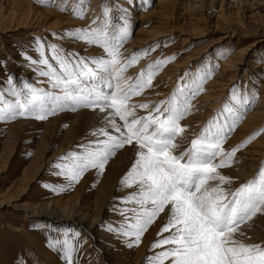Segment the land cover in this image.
<instances>
[{
  "label": "snow or ice",
  "instance_id": "obj_1",
  "mask_svg": "<svg viewBox=\"0 0 264 264\" xmlns=\"http://www.w3.org/2000/svg\"><path fill=\"white\" fill-rule=\"evenodd\" d=\"M38 2L52 6L51 0ZM70 2L73 16L86 19L90 0H62L56 7L69 11ZM112 13L113 6L104 0L100 14L88 24L52 33L57 39L99 47L102 51L97 56L68 52L35 37L38 58L22 55L47 79L50 90L26 81L18 87L9 76L7 89L0 91V121H45L59 112L82 108L96 113L99 126L92 128L90 138L52 166L70 187L90 169L99 177L118 151L131 148L132 161L119 181L131 191L121 198L122 206L114 209L122 217L119 226L109 230L128 238L125 242L131 248L139 246L145 232L159 220L157 238L150 246L159 251L146 257L147 264H264V238L253 239L249 234L256 220H264V161L238 185L221 171L235 164L237 153L264 133L262 127L225 147L256 103V85L251 92L246 86L233 85L221 107L190 137L189 125L182 121L195 110L193 101L206 91L204 85L215 69L185 71L164 99L132 102V97L153 87L155 76L176 57L158 59L135 78L128 76V69L159 45L127 55L124 45L132 35L127 11L121 8L115 17ZM141 109L147 114H140ZM64 236L62 241L49 238L48 247L59 245L67 264H73L75 248L68 230Z\"/></svg>",
  "mask_w": 264,
  "mask_h": 264
},
{
  "label": "rangeland",
  "instance_id": "obj_2",
  "mask_svg": "<svg viewBox=\"0 0 264 264\" xmlns=\"http://www.w3.org/2000/svg\"><path fill=\"white\" fill-rule=\"evenodd\" d=\"M110 1L113 2V0H108V2ZM127 1L130 9L137 11V17L141 16L143 7L146 9V12L151 11L150 17L146 16L144 29L151 28L150 30L139 33V35L137 31L141 22L140 19H137L131 28L132 35L124 45V48L131 42L136 46L140 45L141 49L158 44V47L150 50L146 56L140 59V63H142V59L144 58V60L153 59V61H156L173 55L176 57L175 60L170 61L162 68V70H166L165 74L173 72V69L176 70V73L171 78L169 77L168 86L166 83H163L165 80L160 81L163 74H157L153 80V84H155L153 89L149 88V91L146 89L142 95L132 97L134 103L136 101H138L137 103L151 102L150 98H157L158 95L159 98L155 99V101L160 100V96H163L161 99H164L175 88L179 77L185 71L194 72L200 67H211L215 69L219 63L218 58H221V54H224L223 52L227 48V45L234 42L249 46L248 55L236 75L224 76L223 85L214 99V102L218 101V103L214 107H212L214 105L212 104L207 112L208 114L211 112L209 115L206 113L205 116H202L201 120L198 119L200 123L202 121L203 123L198 124V128L193 127L189 122L186 123L189 125V135L192 136L198 133L205 122L215 114V111L221 107L225 98L229 95V90L233 85H240L241 89L246 86L249 92H251L255 84L256 90L258 91L257 101L264 100V0H184L174 10H166L165 8L158 7V0H148L146 4L145 0ZM102 3H104V0H100V4ZM116 4L119 6L115 7V9L119 11L123 5H120V1ZM2 5H4V10L0 14V91L7 89L8 85L6 81L9 76L13 78V82L18 87L22 86L25 81L34 85L32 83L35 79L32 76L35 74L34 67L29 66V62L22 54L38 58V53L35 51V37H44L46 41L56 43L67 50L68 48L65 47L62 39L54 38L55 36L52 35L55 32L62 33L66 31L65 25L59 24L56 26L53 21L46 20L44 22L45 24H42V28L40 27L41 32L44 31L42 35L28 34L32 29L13 26L16 23L15 20L19 18L17 14L20 13L22 7L6 4L5 1L2 2ZM14 9L15 19L13 20L11 13ZM1 15L7 18L3 19ZM10 25L11 27L9 28ZM229 35L236 37L231 40L228 37ZM232 48L234 46H231L230 49ZM168 65L171 68H165ZM142 68L145 67L142 66ZM141 69L133 71V73L137 74ZM134 74L131 77L135 78L134 76L136 75ZM38 76L40 75L37 73L36 77ZM37 82V84H46L42 81ZM34 86L39 87L37 85ZM43 87L47 89V85ZM159 90L165 91L166 93L163 94L161 92L160 94ZM147 92L149 94L151 93L150 95L152 97L146 98L149 100L145 101L143 99L147 96ZM156 93L157 96H155ZM257 101L247 114L252 112L256 105H258ZM63 112H59L58 114ZM140 112L145 115L147 114L143 109ZM52 118L54 116L44 121L47 125L37 127L35 121L38 120L32 118H17L14 121H10V123H15L22 119V121L29 122V124L27 122V124L23 123L17 126L14 133L15 136L10 141L6 140V135L3 134L0 126V264H20L21 261L24 264H67L62 252L59 251V245H57L56 249L48 247L49 238L62 241L65 238L64 233L66 230H68V239L73 243L75 248L73 264H107L95 249L97 244L91 242L88 245V241H86L87 234L80 235L81 230L78 224L72 222V218H64V216L70 214L81 215L82 212L89 209L86 206L90 202L96 206L94 215L101 209V213L104 214L105 212V215L98 217L100 221L99 224L96 222L97 229L118 227L120 218L122 219V217L114 209L122 206L121 198L126 196L131 190L123 187V190L127 191L119 189L123 193L116 195L119 190L115 192L114 189L112 191L107 189L109 187L103 188L106 190L102 188L98 189L99 187L94 188L92 184L94 176H87L88 171L78 182L68 187L67 180L63 176L56 174L58 169L52 166L53 162L69 150L78 149V145L76 144H80L79 142H83V140L87 141L90 138L89 134L92 128L98 127L99 124H90L92 128H84L85 132L83 133L82 124H73V127L68 121L61 123ZM0 123L5 124L3 121H0ZM182 123L185 124V122ZM65 124L68 126L64 127ZM85 124H83V127ZM21 127H23V130ZM40 127H43V129L46 128L45 130L47 132L49 131V133L46 135V140L44 138V141L38 143L37 139H35L36 137H32L30 131L37 130ZM262 127H264V121L260 123L257 129L248 133L247 136H244L242 140ZM262 134L264 136V133ZM74 136V139L79 138L80 141L74 145L72 142L69 144L68 140L70 141ZM229 140L225 144L226 148L242 141L232 145ZM250 144L241 151L250 147ZM240 152L237 153V157L239 158L237 160L238 163L236 162L230 168L221 170L223 173L225 172L224 174H230V176L234 177L238 183L242 182L239 180V176H236L232 172L230 173V171L232 168L242 164V158L239 155ZM262 161H264V152L262 153V160L259 164ZM258 165H256L255 169L254 165H252V168L248 167V169H245L246 171H242L247 175V179L251 178L257 172ZM247 179H243V181ZM105 194H110V197H112L105 201ZM26 207L29 209H40V207H43L42 209L46 213L49 212V214L52 213L53 215L59 214L57 216L62 217L55 220L53 217L31 215L25 209ZM113 213L118 216L117 220L110 217ZM93 214L89 218L92 219ZM105 222L108 224L105 225ZM160 226L161 222L157 220L145 232L139 246L134 245L131 248L127 246L129 250L126 252L128 263L135 264L136 260H138V264H147L146 257L152 255L153 251H159V249L152 250L150 246L157 238V232ZM107 232L112 233L110 230ZM75 233H79V235L76 236ZM116 234L118 237H121V242L127 245L125 241L128 238L118 233ZM164 235L167 234L165 233ZM145 243L146 247L144 246ZM98 257L102 260H99Z\"/></svg>",
  "mask_w": 264,
  "mask_h": 264
},
{
  "label": "bare ground",
  "instance_id": "obj_3",
  "mask_svg": "<svg viewBox=\"0 0 264 264\" xmlns=\"http://www.w3.org/2000/svg\"><path fill=\"white\" fill-rule=\"evenodd\" d=\"M4 1L6 2V4L18 5V6L22 7L20 13L17 14V16L19 18L17 20H15L16 23L13 26H15V27H17V26L21 27L22 26L24 28L32 29L28 32V34H34V35L35 34L42 35V33L44 31L41 32L40 27L42 26V24H45L44 22L46 20H50V22L53 21V23L56 26L59 24H61V25L64 24L65 30H70V29H73L76 27H82V26L88 24L93 17L100 14V12L102 10V5H103V3L100 4V0H92L91 4H90V10L87 13V18L86 19H77L73 16V14L71 12V6H72L71 2L69 3V11H60L59 8L56 7V5L60 4L62 2V0H51L52 6H49V7H46L47 6L46 4L39 3L38 0H1L0 1V3H1L0 4V14H1L2 10H4V5H2V2H4ZM119 1H120V5H123L122 8H124V9L126 8L125 10L127 11V15H128V19H129L130 24H131V28L134 26L137 19H140L141 24H140V27L138 28L137 33L139 34V33L145 32L147 30H150L151 27L144 29V26H145L144 22L147 18L146 16L150 17L151 11L146 12V9L143 7L142 11H141V13H142L141 16L137 17V15H136L137 11L135 9L134 10L130 9V6H129V3L127 0H113V2L112 1L108 2L110 4V6H113L112 15L114 17L117 15H120L121 7H120L119 11H116V9H115V7L119 6L116 4ZM146 1H148V0H145V4H146ZM183 1L184 0H158L157 6L160 8H165L166 10L167 9L174 10V9H177L178 6L181 3H183ZM14 11H15V9L11 13L13 20L15 19V12ZM5 18H7V17L6 16L3 17V19H5ZM10 27H11V25L9 26V28ZM49 27H51V26H49ZM49 37H50V35H49ZM228 37L232 40V38H234L236 36L229 35ZM54 38H56V37H54ZM52 41H55V40H52ZM62 42H63V44H65V47L68 48L66 51L78 52L82 56H88V57L97 56V55L101 54V51H102L99 47L85 45L81 41H75V40H72L70 38L62 39ZM231 46H234V48L230 49ZM125 49L127 50L126 54L131 55L134 51H137L141 48H140V45L136 46V45L132 44V42H131V43H129L128 46L127 45L125 46ZM249 49H250L249 46H245V45L239 44L237 42H234L232 44L229 43L227 45V48L223 52L224 53L223 57L218 58V60H219L218 68L217 67L215 68L214 75L204 85V87L206 88L205 93L203 92L202 94H200L196 98V100L193 101V103L196 106L195 110L193 111V113L191 115H189L182 122H185V124L189 122L193 127H197V128H198V126H197L198 124L203 123V121L200 123L198 121V119L201 120L202 116L206 115V113L209 111L212 104H214L212 107L216 106L218 101L214 102V99H215V96L218 93L219 89L223 85V79H225L226 76L227 77L233 76L239 72V70L241 69L240 66L244 63L245 58L248 55ZM144 59H142V63H140V61H139L140 64H136V65L132 66L131 68H129L127 71V75L132 76V74H134L133 71H137L138 69H141L142 66L146 67L149 63L154 62L153 59L152 60H147V59L144 60ZM168 67H170V65H168L165 68H168ZM165 71L166 70L163 69L158 74H160V75L163 74L162 79L160 78V81L165 80L163 83H166L168 86L169 77L171 78V76H173V74L176 73L175 72L176 70L173 69L172 70L173 72L168 71L169 72V73L167 72L168 74H165ZM37 73H38L37 71H35L36 75L33 73L34 75H32V76H34L33 78H35L36 80L34 79L32 81V83L34 85L39 86L40 88H45L43 86L47 85V89L50 90V85L47 83V79L42 77V76L36 77ZM137 74L135 73L134 75H137ZM160 75H159V77H160ZM157 79H159V78H157ZM37 81H42V82H45L46 84H37L38 83ZM154 85L155 84H153V86ZM161 86H159V87H161ZM151 88L153 89V87H151ZM4 90H6V89H3V91ZM148 91H149V89H148ZM159 92H160V94H161V92L163 94L166 93L165 91L163 92L160 90H159ZM5 94L7 95V93H5ZM150 94L148 93L147 96L145 97V99H143V100H145V101L149 100L146 98L152 97ZM155 96H157V93ZM158 96H157V98H159ZM162 97L163 96H160V99ZM157 98L153 97V98H150V100H151V102H155V99H157ZM134 101H135V99H134ZM137 102L138 101H136V103ZM257 102H258V105H256V107L253 109V111L250 112L249 114H247L245 119L243 120V122L237 126L236 131H234V134H236V135L233 136L234 134L232 133L233 135L229 140L230 144L233 145V144L241 141L244 136H247L248 133L257 129V127L260 125V123L262 121H264V109H263L264 108V104H263L264 100L263 99L258 100ZM140 114H142V113L140 112ZM52 119L59 121L61 123L63 121H68V122H70L71 125L82 124L83 133L85 132L84 128L85 129L87 127L89 129L92 128L90 126V124H96V125L99 124L98 115L89 109H80L74 113L71 111H65L61 114H58L57 116H54V118H52ZM27 122L24 120L22 121V119H21V120L16 121L15 123L9 122L10 124L9 123H5V124L0 123L1 130L3 131V134L6 135V137H5L6 140L10 141V139L14 138V136H15L14 133H15L16 127L19 125H22L23 123L27 124ZM35 122H36V127L40 126V125H47V123L44 121L43 122L35 121ZM28 124H29V122H28ZM83 124H85L84 127H83ZM74 125H73V127H74ZM21 128L23 130V127H21ZM45 129H43V127H40L39 129L34 130L35 132L30 131V133L32 134V137H36L35 139H37L38 143L41 141H44V138L46 140V135H48L49 131L47 132V130H45ZM188 131L189 130H187V135H189ZM27 132H29V131H27ZM75 136L72 137V139L70 141L68 140L69 144L72 142L74 145L76 142L80 141L79 138L74 139ZM189 136L191 137V135H189ZM19 138H20V136H19ZM80 139H82V138H80ZM85 142L86 141L83 140V142H79V143L81 144V143H85ZM76 145H79V144H76ZM73 150H78V149L76 148ZM263 152H264V136L262 134L258 138H256L255 140H253L251 142L250 147H248L246 150L241 151L239 153L240 157L242 158L241 159L242 164L239 163L240 164L239 166L232 168L230 173L232 172L233 174H236V176H239V180H241V181H243V179H247V175H245L242 171H244L246 168L248 169V167L252 168V165H254V169H255L256 165H258L259 162L262 160V153ZM133 155L134 154H133V151L131 150V148L126 147L125 149L120 150L116 153V155L106 165L105 171L99 177L97 176V172L95 169L88 171L87 176H91V177L94 176V180H92V184L94 185V188L99 187L98 189H101V188L103 189V188L109 187L107 189H109L111 191L114 189L115 192H116V190H119V189L123 190L124 188L119 185V180H120V177L122 176V174H124L125 171L128 169V167L130 166ZM236 183H238V181ZM103 190H106V189H103ZM123 191H127V190H123ZM123 191L122 192L120 190L117 191L118 193H116V195L122 194ZM80 197H82V196H80ZM111 197H110V194H108V195H106L104 200L107 201ZM92 204L89 202V204H87V206H86V208L88 207L89 209L87 208L88 210H86V211L83 210L84 212H82L81 215H77V214L67 215L66 214L67 216H64V218H72V222H74L75 224H78V226L80 227V230H81L80 235L87 234L86 235L87 236L86 241H88L87 242L88 245H90L91 242H94L95 244H97V247L95 249L102 256V258L107 262V264H130L127 262L128 256L126 254V252L129 250L127 248V245H125V244H123V242H121V240H120L121 237H118L116 232H114V231H112V233H108L107 231L109 230L110 227L108 229H103V228L97 229V224H99V221H100L98 217L105 215V212H104V214L101 213L102 212V209H101L96 215H94L93 213L96 212V206H94ZM96 204H98V203H96ZM42 208L43 207H40V209H38V208L29 209L28 207H26L25 209L31 215L53 217L55 220H58L62 217V216H57L59 214L53 215L51 213L52 214L51 215V214H49V212L46 213V211L44 210L45 211L44 212ZM103 210H104V208H103ZM92 214H93V217L91 219L89 217ZM111 215L112 216H110V217H112L113 219H116V220L118 219V216L115 213H113ZM121 220L122 219L120 218V221ZM96 222H97V224H96ZM114 223H116V222H114ZM106 224H108V223L105 222V225ZM249 234L253 237V239L264 238V220H256V224H255L254 228L250 231ZM144 246L146 247V243L144 244ZM99 260H102V259L99 258ZM135 264H138V260H136Z\"/></svg>",
  "mask_w": 264,
  "mask_h": 264
}]
</instances>
